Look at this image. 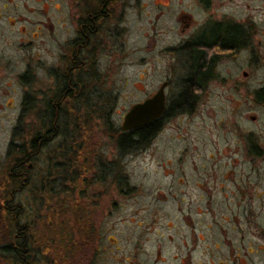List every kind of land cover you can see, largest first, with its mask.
<instances>
[{"label": "rangeland", "instance_id": "374dc122", "mask_svg": "<svg viewBox=\"0 0 264 264\" xmlns=\"http://www.w3.org/2000/svg\"><path fill=\"white\" fill-rule=\"evenodd\" d=\"M73 1L0 0V179L10 145L31 136L35 109L54 93L49 76L75 37ZM115 5L94 54L89 131L80 133L90 169L65 193L59 180L48 185L54 198L40 200L33 227L48 229L50 209L63 210L38 240L43 252L36 264H178L171 257L186 253L183 239L192 249L189 264H264V104L254 98L264 86V0ZM214 20L248 26V46L222 51L205 90L163 120L147 146L122 153L116 139L127 111L164 80L171 81L169 103L176 101L186 72L178 45ZM60 141L38 155L33 184L48 174L47 159Z\"/></svg>", "mask_w": 264, "mask_h": 264}, {"label": "trees", "instance_id": "16d2710c", "mask_svg": "<svg viewBox=\"0 0 264 264\" xmlns=\"http://www.w3.org/2000/svg\"><path fill=\"white\" fill-rule=\"evenodd\" d=\"M223 26L217 34L208 35L205 41H201L197 36L187 43L186 46L193 63V67L189 66V69L197 67L198 72L187 75L181 81V92L176 97V101L167 107L161 118L139 128L123 131L118 135L116 145L122 153L147 146L158 134L163 120L185 110L195 99V95L192 93L195 90L197 93L200 91V76L203 73L199 66L200 47H205L207 50L220 47L223 51H228L247 45L246 28L242 24L233 22L224 23ZM204 66L207 68V75H209L208 61ZM94 69L95 67H93ZM79 73L78 80L85 81L84 85L77 83L72 86L73 90L67 95L58 91L45 97L43 100L45 104L35 109L38 125L34 128L31 136L19 145L14 143L10 145V165L0 179V256L3 257L5 264H36L43 252L38 240L42 239V234L46 230L50 234L52 231L50 228L55 223L54 219H57L60 211L63 210L59 205H55L54 208L50 206L48 229L40 231L33 227V219L36 214L38 215L37 205L40 200H44L47 198L46 196L50 200L54 198L53 192L49 190L53 188H48V185L53 184L52 186H54L59 180L61 184L59 190L61 193H65L68 184L77 187L79 180H81L80 182L86 180L85 171L90 168L84 159L88 157L82 154V151L86 149L83 147V135L80 133L83 130V134L87 135L89 131L90 125L86 121L88 117L85 114L89 113V108H93L94 87L92 84H87L86 75L82 76L81 71ZM254 98L257 102L264 104V86L255 90ZM25 102H29L28 97ZM83 103L86 104L84 111L88 112L78 111V106ZM82 119L85 120V124L81 122ZM62 124L66 126L63 128ZM57 137H60L61 141L54 155L51 153L47 159L48 174L43 177V180L42 177L38 178L41 180L40 185L33 184L31 168L33 165L35 166L38 155L42 154L45 147ZM248 139L252 152L260 154L255 138L249 136ZM123 180L124 177L120 181L123 182ZM27 189L29 193L27 196L25 195V200L17 199L18 195L20 196Z\"/></svg>", "mask_w": 264, "mask_h": 264}, {"label": "flooded vegetation", "instance_id": "af4514ba", "mask_svg": "<svg viewBox=\"0 0 264 264\" xmlns=\"http://www.w3.org/2000/svg\"><path fill=\"white\" fill-rule=\"evenodd\" d=\"M118 0H75L74 5L71 7L74 9V17L76 22V31H75V37L71 40V50L69 53H62L60 57L61 66H59L56 71L50 75V78H53L51 80L53 82V91L54 92H63L62 94H69L71 90H73L72 86H75L77 83L84 85L83 80H78V77L80 75L87 77V84L93 85L94 79H93V66H94V54L99 45H104V41H101L99 39L100 32L103 31L105 24H107V19H110L112 9L114 10L117 6L115 5ZM231 22H224L222 20H214L213 22H207L204 25H202L199 30L195 33H193L190 37H188L187 40H185L184 43L178 45L177 53L179 56L184 58L185 66H186V72L184 75V78L189 74H193L198 72L197 67L189 69V66H192L193 63L191 62V56L189 55V49L187 48V43L197 36L200 37V40L205 41L206 37L208 35L217 34L219 30L222 29L224 23H233ZM237 23V22H234ZM241 24V23H240ZM243 25V24H242ZM246 28V34H247V45H244L242 48L248 46L249 44V29L248 26L243 25ZM102 30V31H101ZM214 32V33H213ZM97 37V38H96ZM240 49H230L228 51H239ZM214 52H209L213 51ZM223 49L220 47H215L207 50L205 47H200L199 49V66L203 70V73L200 76V91L197 93V91H193L194 98L198 97L206 88L207 83L214 78L213 76V65L216 64L217 58L221 55ZM227 51V50H226ZM69 54V55H68ZM207 57V58H206ZM195 60V59H194ZM209 63V75H207V68L204 66L206 63ZM63 63V64H62ZM193 67V66H192ZM86 71V72H85ZM51 74V72H50ZM48 77V78H49ZM183 78V79H184ZM188 78V77H187ZM164 82H168L166 86V102L167 107L174 103H169V96L167 93V89L171 85L170 80H164ZM162 83V84H163ZM160 88V87H159ZM158 88V90H159ZM194 99V100H195ZM124 153V152H123ZM189 241L186 239H183V247L186 248V253H181L183 251H180L179 253H173L171 260H175L179 262L178 264H189V261L192 257V249L190 246ZM229 242V241H228ZM216 245V244H215ZM183 247L182 250H183ZM231 247H234L233 245ZM188 249V250H187ZM159 253V251H157ZM235 253L234 257L236 260L238 259V253L236 251H233ZM231 258V259H232Z\"/></svg>", "mask_w": 264, "mask_h": 264}, {"label": "water", "instance_id": "95a60500", "mask_svg": "<svg viewBox=\"0 0 264 264\" xmlns=\"http://www.w3.org/2000/svg\"><path fill=\"white\" fill-rule=\"evenodd\" d=\"M164 82L152 96L131 106L124 116L123 131H130L161 118L167 110L166 86Z\"/></svg>", "mask_w": 264, "mask_h": 264}]
</instances>
